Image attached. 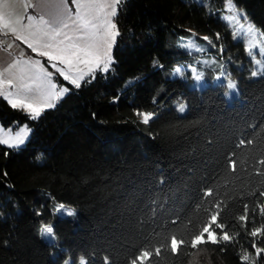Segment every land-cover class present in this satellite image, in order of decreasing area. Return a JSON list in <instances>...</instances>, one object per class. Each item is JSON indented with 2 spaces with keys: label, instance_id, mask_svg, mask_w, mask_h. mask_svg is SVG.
<instances>
[{
  "label": "trees",
  "instance_id": "obj_1",
  "mask_svg": "<svg viewBox=\"0 0 264 264\" xmlns=\"http://www.w3.org/2000/svg\"><path fill=\"white\" fill-rule=\"evenodd\" d=\"M224 2L120 0L109 71L80 88L65 82L70 91L35 119L0 97L1 126L30 128L23 146L0 144V264H130L142 250L153 253L145 264H242L244 255V264H264L252 246L264 249V237L250 235L264 224V75L235 69L238 96L229 103L225 84L190 87L172 74L192 57L173 43L187 29L244 58L221 17ZM231 2L264 35V0ZM143 112L154 114L147 124ZM56 202L74 207L75 218L55 215ZM217 211L218 243L193 249ZM50 222L54 242L42 237ZM172 236L185 241L176 253Z\"/></svg>",
  "mask_w": 264,
  "mask_h": 264
},
{
  "label": "rangeland",
  "instance_id": "obj_2",
  "mask_svg": "<svg viewBox=\"0 0 264 264\" xmlns=\"http://www.w3.org/2000/svg\"><path fill=\"white\" fill-rule=\"evenodd\" d=\"M63 1H65L67 4L69 2L71 8L74 9V20H76L78 23L83 22L84 20L102 22L105 19L107 12L110 11L109 5H111L113 2V0H77L78 4L91 5L90 8L80 9V11L84 13L82 20L81 17L76 16L77 3H73V0ZM196 1L203 2V0ZM220 14L223 20L229 26L232 40L241 41L244 48V58L241 59L239 57H232V54L229 55V53L224 56L221 51V45L219 50L220 53H218L217 45L208 35L200 34L191 29H187L188 32L177 35V37L173 40V43L176 47L189 52L192 57L189 59V61L175 63L172 67V74L186 80L188 86L190 87L202 88L206 85L208 79H212L214 83H223L225 84L224 95L227 101L231 103L233 102V99L238 96L239 89L235 69H241L245 64L247 67H249V74L251 77L264 75V35L260 28H258L246 18L244 12L241 9L233 7L231 0H225ZM31 26H33V23H29V27ZM88 31L89 33H92L94 30L89 28ZM67 34L80 35V33L76 32L72 26L71 30L68 31ZM96 39L98 40V38ZM47 50L48 49L46 48L37 50L35 53L36 55L31 53V56L39 57V61H41L44 68L46 70L52 71L54 77H58L59 74L55 72V69L49 67L52 62L48 61L46 57L39 55L40 51ZM112 50L113 48L110 52L111 57ZM14 61L16 62L17 60ZM28 64L29 63L27 62V64L21 65L23 66L22 69L14 70L15 72H11L9 70L10 68H7L6 70H0V96L4 98L8 93H11V99L22 100L25 103L33 104L34 106L41 107L44 110L50 108L47 106L48 104H51V107H53L55 103L62 97L59 99H50L48 90L38 91V88L41 85L40 65L35 68L29 67ZM177 69H181L182 71L177 73ZM253 71L257 72L256 76L252 75ZM196 75L201 76L199 81L195 79ZM218 77H220V79H218ZM9 81H11V84L8 83ZM54 82L58 83V87H68V85L63 82L62 78ZM229 82L234 83L236 88L235 91L231 93V95H226V93H229L230 91L227 87ZM180 106H184L185 110L186 105L185 103L178 105V112L183 113L184 111H179ZM21 110L29 114L27 110ZM141 119L143 120L142 117ZM21 129H24L27 134L24 135L21 132ZM18 133L24 135V143L18 146L21 147L25 144L29 137L30 128L26 124L17 125L14 128H4L0 124V140H8L9 143H12ZM4 146L8 147L7 145ZM60 205H64L65 210H71L73 215H68L66 211H57ZM53 212L57 216H65L72 219H74L76 216V210L74 207L59 202L54 204ZM46 226H51V222L43 224L41 227L43 229ZM42 237L46 242L55 241V236L54 239H52L43 232ZM82 258L83 257H80L78 259L77 264H81ZM62 264H72V259L68 257L63 261Z\"/></svg>",
  "mask_w": 264,
  "mask_h": 264
},
{
  "label": "snow or ice",
  "instance_id": "obj_3",
  "mask_svg": "<svg viewBox=\"0 0 264 264\" xmlns=\"http://www.w3.org/2000/svg\"><path fill=\"white\" fill-rule=\"evenodd\" d=\"M73 3H77V0H73ZM120 0H113L112 4L109 5L110 11L107 12L105 19L102 22H95L94 20H84L83 22H77L73 19L72 27L76 32H79L80 35H68L65 32V29H69L70 25L67 23V20L72 19V14L70 10L65 11L63 7L59 8L56 15L52 18L51 21H48V29L42 35V38L46 40V43L43 45L47 51H40L39 55L46 57L48 61L52 62L49 67L55 69V72L58 73V77H54L53 72L46 70L41 63V61H36L35 63L40 65L41 72V85L38 88V91L48 90L50 99H59L63 97L66 93L70 91L67 86H59L58 81L60 78L67 84H71L76 88L81 87V82L85 81L87 77L95 78L97 71L107 72L110 69L111 64L114 62L110 52L113 48L116 38L119 35V30L114 18L118 13ZM91 5H81L77 3V12L76 16L81 17L83 20L84 13L80 9L90 8ZM32 16H27V20L31 21ZM5 27H8L5 24ZM91 28L94 31L89 33L88 29ZM13 33L16 32V29L11 30ZM59 38V39H57ZM98 38V40L96 39ZM16 40H22V42L27 43V47L30 48L34 53L37 52V48L33 46L32 43H28L26 39H23L20 35L15 36ZM207 39V38H205ZM11 48V45H9ZM62 66V67H61ZM181 69H177L176 72H181ZM253 76L257 75L256 71L252 72ZM195 79L199 81L201 79L200 75H196ZM220 79V77H218ZM11 84V81L8 82ZM230 90L226 95H231L235 91V84L229 82L227 85ZM11 93H8L4 98L10 104L13 109H24L27 110L32 119L38 118L42 111L44 110L41 107L34 106L30 103H25L22 100H16L10 98ZM51 107V104L47 105ZM179 111H184V106L179 107ZM137 115L143 118V123L147 124L153 118L154 114L152 113H137ZM21 132L26 135V131L21 129ZM24 135L17 134L14 141L9 143L8 140H0V144L7 145L9 148L18 147L24 143ZM251 143V141H247ZM245 141L241 139L240 145H244ZM229 163L232 164L233 172L236 171V161L230 159ZM260 164L264 165V160L259 161ZM257 174H260L259 171ZM213 195L212 189H208L204 192V197H210ZM260 197H264V191H260L258 194ZM217 209L220 208V202L216 203ZM57 211H66L68 215H73L71 210H65L64 205H60ZM261 213H264V206L260 207ZM219 211L214 214H211L210 219L206 225H204L203 230L195 235L191 241V247L193 249L197 248L198 245L206 243V241H211L213 244L218 243L217 233L214 229L223 230L224 225L218 220ZM241 221H244V225L247 226L249 222V212L248 205H244V214L239 217ZM175 223V221H173ZM214 226V227H213ZM42 232L49 236V238L54 239V229L52 226H46L42 229ZM206 234V237H205ZM250 235L252 237H264V224L261 227L254 228ZM231 237L227 232H224L220 236V240L229 241ZM185 244L184 240H178L176 236H172L170 240V247L173 253L178 251V248ZM255 248L256 254L259 256L261 253H264V249H261L256 246L255 243L252 245ZM161 251L160 247L155 249V254L159 255ZM153 253L149 250H142L139 255L134 256L130 264H145V261L148 260ZM242 264L249 261V256L244 255L241 257ZM81 264H87V262L82 258ZM105 264H109V261L105 260Z\"/></svg>",
  "mask_w": 264,
  "mask_h": 264
},
{
  "label": "crops",
  "instance_id": "obj_4",
  "mask_svg": "<svg viewBox=\"0 0 264 264\" xmlns=\"http://www.w3.org/2000/svg\"><path fill=\"white\" fill-rule=\"evenodd\" d=\"M61 7L65 11L70 10L72 14V19L67 20L70 27L64 30L68 32L75 17L74 9L69 2L67 4L63 0L62 2L61 0H0V70L10 68L11 72H15L14 70H21L23 67L21 65L27 62L29 67L38 66L35 62L39 61V57L31 56L34 52L27 47V43L16 40L15 36L20 35L28 43H32L37 50L45 48L43 45L46 40L42 35L48 29L47 22L52 20ZM29 15L33 17L31 21L27 20ZM29 23H33V26L29 27ZM5 24L8 27H5ZM13 28L16 29L15 33L11 31Z\"/></svg>",
  "mask_w": 264,
  "mask_h": 264
}]
</instances>
